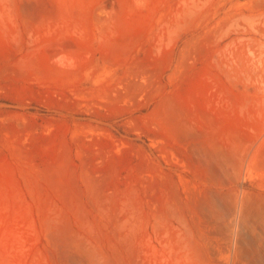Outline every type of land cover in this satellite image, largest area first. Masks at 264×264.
<instances>
[{
    "label": "rangeland",
    "instance_id": "rangeland-1",
    "mask_svg": "<svg viewBox=\"0 0 264 264\" xmlns=\"http://www.w3.org/2000/svg\"><path fill=\"white\" fill-rule=\"evenodd\" d=\"M0 264H264V0H0Z\"/></svg>",
    "mask_w": 264,
    "mask_h": 264
}]
</instances>
